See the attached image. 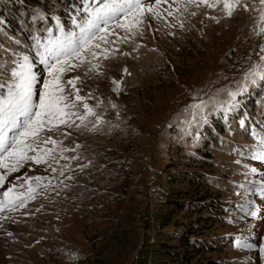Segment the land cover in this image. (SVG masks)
Masks as SVG:
<instances>
[{
	"label": "rangeland",
	"instance_id": "rangeland-1",
	"mask_svg": "<svg viewBox=\"0 0 264 264\" xmlns=\"http://www.w3.org/2000/svg\"><path fill=\"white\" fill-rule=\"evenodd\" d=\"M98 2L0 0V12L11 19L10 26L0 21V45L8 50H0V57L8 61L14 52L16 59L27 54L38 81L47 79L38 53L49 40L78 32L73 18L79 23L87 15L83 9ZM196 11V17H182L185 29L148 31L137 39L145 45L139 52L102 61L106 76L85 77L84 92H94L104 101L97 111L106 123L96 133L73 129L71 139L85 146L80 163H91L83 172L68 173L76 179L65 181L66 189L57 188L59 195L50 189L26 208L0 213V264H131L152 236L148 228L153 222L144 218H151L165 184L174 196L185 198L189 182L176 177L194 170L204 179L201 186L228 206L225 219L211 231L224 244L208 256L221 264H264V193L258 188L264 181V161L251 157L256 141L247 130L264 131V79L248 85L234 110L219 106L228 99L226 90H236L254 64L264 63L257 56L264 39L252 34L254 14L239 12L226 18L220 8ZM160 27L154 22V28ZM102 47L132 49L119 42ZM124 68L131 75L124 74ZM77 74L83 76V70L70 72L65 79ZM113 79L121 81L122 91H112ZM9 83L8 75L0 77L4 85L0 94H6ZM40 87L38 83L35 90ZM109 101L117 108L112 109ZM201 102L206 104L204 118L189 125L193 116L186 108ZM241 119H246L244 129ZM216 121L222 125L216 127ZM202 138L207 140L204 145ZM240 151L245 154L239 155ZM245 166L257 169L248 178L253 184L242 175ZM45 167L29 163L8 180L20 184L18 177L57 175ZM168 173L171 179L165 183ZM240 183L256 190L237 195L246 190L238 187ZM253 210L255 215L246 214Z\"/></svg>",
	"mask_w": 264,
	"mask_h": 264
},
{
	"label": "snow or ice",
	"instance_id": "snow-or-ice-1",
	"mask_svg": "<svg viewBox=\"0 0 264 264\" xmlns=\"http://www.w3.org/2000/svg\"><path fill=\"white\" fill-rule=\"evenodd\" d=\"M201 8H220L226 18L239 12L254 14L252 34L264 39V0H99L96 7L83 9L87 15L79 23L73 18L78 32L69 31L63 37L49 40L43 51L38 53L40 62L46 65L47 79L38 81L27 54L16 59L18 54L14 52L8 61L0 57V77L8 75L11 81L6 94H0V189H3L0 192V213L26 208L29 201L44 196L50 189L56 191L60 186L68 188L65 181L76 179L75 175L68 173L83 172L88 168L90 161L88 164L80 163L83 159L81 150L85 146L71 139V130L75 129L81 134L85 131L96 133L106 121L104 115L97 111L104 101L94 92H84L85 77L106 76L102 61L115 59L117 54L128 56L139 52L145 45L137 43V39H143L148 31L185 29V19L182 17L185 14L196 17V9ZM208 19L220 22L216 16H209ZM154 22H160L161 27L154 28ZM167 34L175 35L172 31ZM117 42L131 44V52L102 47V44L115 45ZM36 43L40 41L37 39ZM0 50L8 51L3 45H0ZM257 56L260 62H264V44L259 46ZM81 70L83 76L77 74L65 79L68 73H79ZM123 73L131 75L127 68L123 69ZM260 79H264V63L254 64L244 74L236 90H226L228 99L219 106L230 105L228 110H234L239 103L237 97L247 91L248 85H254ZM111 82L113 92L122 91L120 80L113 79ZM38 83L41 87L36 91ZM3 88L4 85L0 84V89ZM33 96L36 97L35 102ZM109 104L112 109L117 108L115 103L109 101ZM205 107L206 104L201 102L186 108L193 116L187 123L191 125L197 117L204 118L202 112ZM116 115L119 118V112ZM240 127H246V119L240 120ZM247 130L256 141L251 157L264 161V131ZM238 154L243 156L245 153L240 151ZM61 161L64 163L61 164ZM29 163L45 165V171L57 175L18 177L23 181L20 184L8 180L12 173ZM236 163L241 162L237 160ZM255 173L256 168L245 166L242 175L248 184H253L248 178ZM54 179L59 181L58 184H53ZM6 184L9 186L5 187ZM238 187L246 189L245 183H240ZM258 188L259 192L264 193V181L259 183ZM254 190L246 189L236 194L245 196ZM59 194L56 191V195ZM246 214L255 215V211ZM3 218L8 219L7 216Z\"/></svg>",
	"mask_w": 264,
	"mask_h": 264
},
{
	"label": "trees",
	"instance_id": "trees-1",
	"mask_svg": "<svg viewBox=\"0 0 264 264\" xmlns=\"http://www.w3.org/2000/svg\"><path fill=\"white\" fill-rule=\"evenodd\" d=\"M10 20L7 12H0L2 23L10 26ZM216 122V127L222 125ZM207 132L215 136V132ZM201 140L203 145L207 142L204 138ZM202 153L209 154L208 150ZM199 174L200 171L194 170L189 176L176 177L189 182L190 189L185 192V198L174 196L165 184L164 195L157 200L151 218L149 221L148 217L144 218L146 223L153 222L152 227L148 228L152 236L140 246L131 264H221L208 255L224 244L223 238L212 236L211 231L219 221L225 219L228 206L222 198H214L211 191L201 186L204 179ZM170 179L171 174L164 176L165 183H169ZM163 225H174L175 228L164 229L166 227Z\"/></svg>",
	"mask_w": 264,
	"mask_h": 264
}]
</instances>
